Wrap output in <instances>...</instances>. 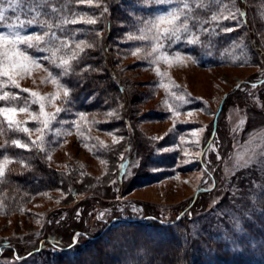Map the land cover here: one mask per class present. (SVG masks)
Segmentation results:
<instances>
[{"label":"rangeland","instance_id":"374dc122","mask_svg":"<svg viewBox=\"0 0 264 264\" xmlns=\"http://www.w3.org/2000/svg\"><path fill=\"white\" fill-rule=\"evenodd\" d=\"M128 2L134 5L130 7ZM128 2L122 7V3L112 5L111 0H98L94 3L98 14L77 22L95 19L96 23L90 25L94 32L100 28L96 36L99 40L101 33L109 31V20L115 19L110 65L130 96L128 104L120 103L118 109L106 113H84L81 119L72 106L62 102L63 87L53 84L44 71H52L45 56L35 58L40 67L30 65L17 77L19 88L0 77L4 82L0 94H12L0 101V107L27 106L29 111L39 112L30 97V92H36L46 98L45 111L54 114L49 126L38 133L35 129L43 126L26 112L18 111L14 120L28 127L30 136L16 130L15 125L9 128L0 116V164L5 156L9 160L5 174L13 164L9 155L15 146L12 141L18 139L29 145V149L15 146L25 151L29 162L34 158L66 179L63 185L29 197L22 204H16L13 197H0V246L9 243L18 251L8 257L11 264H46L53 251L41 250H48L49 241L68 250L82 235L97 236L103 225L97 219L100 213L113 223L120 217L170 222L197 195V207L188 212L193 218V212L200 211L196 215L202 220L196 222L195 230L225 236L237 229V221L253 207L251 197L264 190V0L231 1L219 20L229 22L228 27L240 37L226 51L222 65L208 68L200 67L193 56L178 50L167 52L168 61L149 55L152 41L138 39L141 33L136 17L151 18L161 8L152 12L148 10L152 4ZM115 6L124 17H115ZM103 22L105 31L101 32ZM9 30L0 26V34ZM85 41L94 46L82 45L83 52L91 48L96 51L94 42ZM176 52L181 55L176 57ZM67 78L58 77L69 88ZM15 95L19 99H13ZM57 108L69 111L56 113ZM40 135L44 136L43 151L32 144ZM127 156L131 160L127 167H120L118 177L119 165ZM144 162L147 167L142 166ZM144 171L145 176L154 177V182L136 188L134 179ZM122 172L123 183L119 182ZM74 183L79 191L73 195ZM209 191L212 193L205 196ZM98 202L109 207L108 211H103ZM68 227H76V231L66 239ZM51 231L54 236L49 240ZM76 234L79 236L73 244ZM197 244L208 249L204 242ZM30 250L32 254L40 253L22 261L26 255H19Z\"/></svg>","mask_w":264,"mask_h":264},{"label":"trees","instance_id":"16d2710c","mask_svg":"<svg viewBox=\"0 0 264 264\" xmlns=\"http://www.w3.org/2000/svg\"><path fill=\"white\" fill-rule=\"evenodd\" d=\"M97 1L91 0V3H80L79 0H49V10L51 7L60 9L61 11L57 15L62 14L68 19L93 17L98 14V8L94 5ZM128 1L111 0V4L119 5L122 3L123 7ZM231 1L211 0L210 7V0H188L194 17L189 23V28L193 34L199 35L200 43L185 46L184 42L181 41L172 47V50L193 56L197 64L203 68L222 65L225 61L226 51L240 37L237 31H223L230 23L219 20L222 12L228 8ZM133 3L131 4L134 5ZM131 4L128 2L127 5L130 6ZM112 5L110 11L113 12ZM158 7L163 9L165 6L152 4L148 10L153 12ZM115 10V17L119 15L124 17L119 11L121 9L117 10L115 6ZM17 15L23 21L35 13H28L26 7L16 13L9 11L7 16L10 19H7L6 23H16L15 17ZM212 15H216L215 20L211 19ZM26 28L27 33L38 31V27L35 25H26ZM63 29L69 35L75 33L73 42L83 39L92 41L97 46L96 51L93 48L87 49L79 56V59L74 63V65L79 64V67L76 68L79 75H73L66 80L71 90L73 110L77 114L79 112L106 113L118 109L120 103L126 102L128 104L130 96L126 92L125 86L117 81L116 72L110 65L111 40L116 30L115 19L109 20V31L106 32V35L101 33L99 40L96 36L100 32V28L94 32V26L84 22L68 23L63 25ZM103 31H105L104 22L101 27V32ZM57 34L61 35L62 33L57 31ZM29 53L36 59L48 54L36 53L32 50ZM9 155L13 158V164L0 180V197L3 196L7 199L13 197L16 199V204H22L25 200H29V197L63 185L66 180L64 176L62 177L58 172L51 169L48 170L40 162H36L34 158L29 162L25 151L17 149L15 146L11 148ZM128 159L131 160L127 156L120 163L121 166L119 165L117 172L118 177L121 172L120 167L122 168L123 164L127 167ZM155 162L154 160L153 163L155 164ZM144 173L145 171L134 179L135 184L133 183V185L136 188L153 184L154 177L145 176ZM123 181L122 179L119 182L123 183ZM72 191L73 195L79 191L76 183L72 185ZM208 193L211 194L212 192H205L204 195L206 196ZM198 200L197 195L191 204L182 209L181 213L170 222L150 217H120L114 223L111 220H104L106 222L102 221V229L97 236L82 235L77 243L79 246L75 244L71 251L62 247L59 249L57 243L51 241L45 242L48 250L42 249L41 251H53L46 264H264V247H261L264 245V190L251 197L253 207L245 214V218L237 221V229L228 231L225 236L203 233L200 228L195 230L196 222L202 220L201 217H197L199 215H196L200 211L193 212L195 215L193 218L188 215V212L197 207ZM87 203L90 205L89 201ZM102 203L98 202L101 209L108 211L109 207ZM103 206L106 208H102ZM204 210L201 208V212ZM75 228L68 227L65 229L68 232L67 237L65 236L66 239L74 235ZM52 232L50 236L48 235L49 240L50 237L54 236ZM231 232H233L232 235ZM229 237L231 241L228 240ZM199 241L208 244V249L205 250L199 246L197 244ZM9 245L8 243L0 246L2 252L0 264H11L8 257L18 252ZM70 246L71 244L67 247ZM30 253L32 254L31 250L24 251L19 256L26 255L22 260L24 261L40 252H35L32 255ZM27 254L30 256L27 257Z\"/></svg>","mask_w":264,"mask_h":264},{"label":"snow or ice","instance_id":"6c2138e0","mask_svg":"<svg viewBox=\"0 0 264 264\" xmlns=\"http://www.w3.org/2000/svg\"><path fill=\"white\" fill-rule=\"evenodd\" d=\"M79 2L91 3V0H79ZM140 2L165 6L158 14L151 18L136 17L138 30L141 33L138 39H150L152 41V49L149 55H155L168 61L167 52L172 49L173 45L179 44L181 41L184 42L185 46L200 43L199 37L194 36L189 28V23L194 17L188 0H140ZM25 7L28 13H35V15L23 21L17 15L15 17L16 23H5L7 19H10L7 16L9 11L16 13ZM60 11V9L55 7H51L49 10V0H0V26L10 29L8 32L0 34V77H6L8 84L14 88H19L20 85L17 77L21 75L22 71H26L30 65L40 67L39 62L29 53V50H34L36 53H48L44 58L49 61L52 71H49L47 68L44 71L48 72V76L51 78L53 84L57 85L58 88L63 87L64 100L62 102L72 106L73 101L70 99L71 90L66 85H62L58 77L79 75L76 72L79 64L73 65L72 60L79 59L78 53L83 52L82 45H86L87 47H93L94 45L87 44L83 39L73 44L75 33L73 32L69 35L63 29V25L68 23L76 24L79 17L68 19L62 14L57 15ZM104 11H107V8ZM211 19L215 20L216 15H212ZM86 23L95 24L96 20L90 18ZM26 25H35L38 27V31L28 34ZM236 26H240L239 20H237ZM233 30V27H225L223 29L225 32H232ZM57 31H60L62 34L58 35ZM180 55V52L175 53L176 57ZM3 86L4 82L0 81V88ZM28 91V89H21V92ZM10 95L12 94L9 92H3L0 94V101L7 100ZM30 97L32 98L31 103L38 105L39 112L29 111L27 106L19 109L14 106L0 107V116L7 121L9 128L15 125L16 130L28 133L29 136L31 135V130L28 127L21 126L20 123L14 120L18 111L26 112L34 121L43 126L35 129L38 133L46 129L50 121L54 119V114H49L45 111V97L39 96L36 92H30ZM56 98H59V95L55 98L47 99ZM13 99H19V96L15 95ZM61 111H69V109H56V113H60ZM78 115L83 119L85 114L79 112ZM43 141L44 136L40 135L38 141H32V144L43 151ZM12 143L17 148L29 149L28 144H22L18 139L13 140ZM8 163L9 160L5 156L3 164H0V177L5 175V167ZM142 166L147 167V162H144ZM123 176L124 173L122 172L121 179H123ZM104 215V213H100L97 219L106 222L104 221ZM78 236L79 234L74 236L73 244L77 242ZM261 247H264V245H261ZM71 250L72 248L70 247L69 251Z\"/></svg>","mask_w":264,"mask_h":264}]
</instances>
